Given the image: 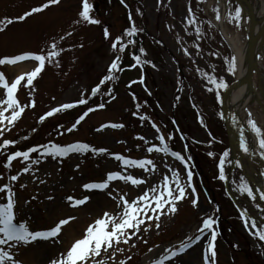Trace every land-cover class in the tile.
Here are the masks:
<instances>
[{
	"label": "rangeland",
	"instance_id": "1",
	"mask_svg": "<svg viewBox=\"0 0 264 264\" xmlns=\"http://www.w3.org/2000/svg\"><path fill=\"white\" fill-rule=\"evenodd\" d=\"M45 2L46 0H0V21H3L6 17L15 19L32 7L40 6ZM214 2L216 1L171 0L169 4L168 0H163L162 3L160 0H125L128 5V8H125L120 0H89L94 8L91 15L101 20V25L88 26L82 24L73 27V21L78 18V12L81 9V0H62L59 6H53L44 13L29 17L23 22L8 25L4 32H0V47L4 46L0 48V58L25 51H39L51 41L52 37L59 39L61 35L66 36L68 31L74 32L72 37H67L61 44L64 48L72 49L65 51L60 57L61 67L47 66L45 72L38 79L39 82H35L37 107L26 110L15 128L11 132L5 133L4 139L19 141L16 148L9 152L27 150L30 146L45 144L50 141L56 143L60 141L61 144L87 141L95 144L96 148L108 149L110 153L122 152L124 148L133 149L139 144L142 145L140 148L142 154L139 158H144L148 154L145 151L143 142L135 139V137L143 135L152 143H157L158 140L154 139V131L150 123L144 122L141 126L140 121L134 122L135 119L125 113L129 112L131 114L135 111V102L130 95V93H135L140 103L148 102V106L141 111L148 114L158 125H163H161V130L166 137L175 136L172 141L188 161V153L191 149L199 159L201 158L203 170L207 173L210 189L215 192L217 202L214 201L213 197L206 199L201 191L202 189L195 182L198 189V206H192V199L196 195H190L188 199L179 204V212L174 217L171 219L164 218L163 226L159 231L153 230L151 233L143 234L145 239L148 240V244L137 242L138 246L132 249L130 253H125L123 256L118 255L117 258L120 260L125 259L127 255L133 256L130 264H152V261L162 253L165 247L179 243L185 236L194 235L197 226L202 223L201 218L203 216L212 215L218 219L219 214H221L220 211H216L217 203L219 204L221 198V191H218L217 187L221 189L224 182L219 179V165L203 153L206 152L205 148L199 149L196 147L197 144L206 147V145L216 141L222 142L225 147L228 145L226 133L222 129L218 117L220 99H217L215 90L212 93L207 91V87L211 85H207L206 78L203 77V73L208 72L228 84L236 76V70L234 74L228 71V60L224 57L226 45L221 48L222 39L212 32L208 26V22L216 21V12L213 11L216 7L211 11L209 10V6ZM189 5L198 17V26L201 27L203 32V36L199 40L195 36L193 28L188 27L187 32L185 31L187 26L184 21L188 15ZM237 8L236 4H230L233 13ZM129 11L134 14L137 27L143 30L139 34L142 43L136 41L135 47L130 46L129 48L136 51L141 44L139 50L143 49L146 52V55L143 56L145 60L155 63L157 66L156 69H153L150 65L145 66V85L151 91V95L145 91L144 85L138 83L133 85L131 89L125 88L129 81L138 77L140 79L141 73L135 71L127 77L124 75L119 76L118 80L122 83L119 99L112 106H109L106 111L92 114L81 126L78 133L68 136L67 134L70 133L66 130L71 127L75 117L88 106L77 108L79 111L73 115L69 114L63 118L48 119L39 130L41 124L38 123V118L52 107L64 102L76 101L82 90H89L90 95V89L106 73L109 63L114 58L109 41H106L103 37V29L108 27L113 38L120 35L124 29L129 27V21L126 20ZM139 12H142L143 15L141 16ZM242 20L243 15L239 26L235 22L230 23L228 20L227 28L231 32H229L230 34L237 35L240 31L245 32L241 25ZM144 29L149 35L155 36L157 40L162 42L159 43L148 38ZM188 33L192 34L189 35ZM178 41H182V43ZM81 43L84 45L83 49L79 47ZM197 43L200 46V55H197V48L195 47ZM212 45L213 47H211ZM182 48L188 49L191 58L184 54ZM123 56L124 58L128 57V54H123ZM181 63L185 65L184 68L187 69L185 76L189 75L190 80L189 84L183 86V100L176 114L181 127V130L179 129L180 133H178L174 120H170V118L174 103H176V97L181 96L177 92V88L182 86V78L178 67V64ZM2 67L8 78L13 79V72L10 71L11 69L8 70L11 66ZM115 89H118V86H115ZM222 91L223 89L220 90L219 95ZM29 102L30 93L23 92L21 103ZM261 114L260 112V116ZM200 116L203 117L206 127L200 124ZM256 117L261 122L258 114ZM132 118L134 121L131 125ZM53 123L55 125L65 123L64 128L61 130L64 135L58 136L55 131L51 130ZM105 123H124L127 127L125 130L109 128L97 132L96 129ZM92 128H95L96 132H93ZM34 129H38L41 134L30 143H23L25 141L23 137L29 132H38L33 131ZM22 131H28V133L19 135ZM183 135L193 142H185ZM120 141H126V143L122 144ZM119 145H121L120 148ZM186 145L187 147H185ZM216 149L218 147H212L213 151H216ZM219 152H222V150L219 149ZM148 158L155 160L158 173L167 172L164 167L167 163L178 168L181 176L185 177L183 169L170 158L156 153L151 154ZM5 162L6 157L0 154V175L5 177L0 180V185L8 183V177L18 174L24 167L20 161H15L11 172H9L4 168ZM37 167L38 170L35 176L32 174L21 175L20 180L14 184V191L18 200V220L30 218L29 223L33 229H47L53 226L54 221L68 215H75L78 220L84 217L92 218L111 206L100 202L96 207L91 208L95 197L104 198L107 201L108 199L103 193L86 194L82 188L84 183L101 180L108 171L119 170V162L111 159L108 155L94 156L90 154L84 156L72 154L67 161L62 163H58L57 160L49 157L47 161ZM132 171L144 176L147 175L142 173V170ZM225 176L230 178L232 185L235 183L234 193L238 196L239 203L237 204L241 208L240 211L242 209L246 211L250 220L257 221L261 218L264 221V203L255 202L252 198V203L255 202L254 206H247L248 196L246 193L239 191L240 182L237 181V177L231 176L230 172L228 174L225 172ZM154 178H158V174ZM40 181H44V183ZM21 185L27 186L22 188ZM0 196H3V194H0ZM33 196L37 198L32 199ZM49 196L54 199L49 200ZM68 196H75L76 198L91 196V200L80 208L72 209L66 203ZM207 200L211 201L212 205L208 204L209 201ZM25 201H31V203L25 204ZM0 202L5 201L0 200ZM207 205H209V208ZM222 207L223 213L226 210L223 203ZM79 211L82 212L77 214ZM227 216L230 217L224 212V215L220 218L221 221L218 220L219 223L216 229L224 235V240H220L219 246L217 245V264H264V257L260 254L263 247L258 244L259 240L255 242L256 238L250 234L245 225L240 224L239 220L237 222L234 220L228 221L226 220ZM258 223L261 225L260 222ZM230 230H234V232ZM207 239L205 237L200 244H196L185 254L177 257L175 264H202V245L206 244ZM44 244L51 245L47 242L37 241L27 248H21L17 259L23 260L24 257L30 255L35 247L40 249ZM156 245H160V248H156ZM122 247L127 246L122 245ZM149 248H153L155 251L149 252ZM32 257L36 259V264H48V258H45V255L44 261L37 258L38 256ZM248 257H251L253 261H248Z\"/></svg>",
	"mask_w": 264,
	"mask_h": 264
},
{
	"label": "snow or ice",
	"instance_id": "2",
	"mask_svg": "<svg viewBox=\"0 0 264 264\" xmlns=\"http://www.w3.org/2000/svg\"><path fill=\"white\" fill-rule=\"evenodd\" d=\"M120 2L125 8H128L125 0H120ZM160 2L162 3L163 0H160ZM168 2L170 4L171 0H168ZM200 2H204V0H200ZM61 3L62 0H46L45 3L32 7L29 11H26L15 19L6 17L3 21H0V32H4L8 25L23 22L29 17L44 13L51 7L59 6ZM93 10V5L89 3V0H81V9L78 12V18L73 21V27L82 24L88 26L101 25V20L91 15ZM213 11L216 12V21L219 22L222 19L219 7H216ZM139 14L143 15L142 12H139ZM227 19L230 23L235 22L239 26V22L242 19L241 10L237 8L233 13L229 9ZM128 21L129 27L114 38L111 36L109 28L104 27L103 37L106 41H109L110 50L114 54V58L109 63L106 73L90 89V95L89 90H82L76 101L64 102L52 107L38 118L39 124H44L45 121L51 117H55L57 114L82 106H88L71 127L67 128L66 131L72 133L77 130L78 126L91 113L105 109L108 104L117 99L114 88L104 89L110 83L115 84L119 79V74H122L124 71L134 70L137 67L143 70L147 65H150L153 69L157 68L155 63L142 58L143 55H146L143 49L140 50L142 55H133L131 57L134 61L133 64L127 68L122 66L124 62L123 54L128 50L130 45L135 47L136 41L134 38L143 31L137 27L131 11L128 14ZM184 23L187 26L185 28L186 32L187 28L191 27L194 29L198 40L203 36L202 29L198 26V17L191 5L188 6V15ZM188 34L191 35L192 33ZM73 35V31H68L66 36L61 35L59 39L52 37L51 41L39 51H25L13 56L0 58V66H16L24 62H32L33 65L30 71L16 76L12 81H9L5 73L0 71V154L6 157L4 168L9 172L12 170L14 161L20 160L24 165L18 174L8 177V183L0 185V194H3V196H0V200L5 201L0 202V264H24L23 260L17 259V256L20 255V249L27 248L37 241L60 246L57 254L50 258L48 264H130L133 256L127 255L125 259L120 260L117 258L118 255L123 256L125 253H130L132 249L138 246L137 242L148 244V240L145 239L143 234L151 233L153 230L159 231L163 226L164 218L171 219L174 217L179 212V204L188 199L190 195L196 193V187L193 183L194 174L188 160L180 152L170 147L169 141L174 140L175 136L166 137L161 130L162 126L152 120L148 114L141 111L148 106V102L140 103L135 93H130L135 102V111L132 112V116L141 122V126H143L144 122L150 123L152 129H154V139L158 140V144L152 143V141L143 135L136 136L135 139L143 142L148 156L156 153L178 161L186 170V178L181 176L178 168L167 163L164 165L167 172L158 173V166L155 160L148 158V156L139 159L131 158L119 153H110L106 148H96L88 143L79 141L67 145L50 141L45 144L30 146L27 150L6 151L15 148L19 141L4 139L5 133L11 132L15 128L26 110L37 107L35 81L41 77L47 66L61 67L60 57L65 51L72 50L71 48L62 47L61 44L67 37H72ZM178 42L182 43V41ZM79 47L83 49L84 45L81 43ZM195 47L197 48V55H200L199 43ZM182 51L186 56L191 58V53L187 48H182ZM235 70L236 58L232 57L229 62L228 71L234 74ZM203 77L206 78L207 85H211L207 87V91L212 93L215 90L217 99L219 100L220 90H227L228 84L208 72H204ZM137 83L144 85L145 91L151 95V91L145 85L143 71L140 79L131 80L127 87L131 88ZM22 85L30 93L29 103H21L18 98ZM177 91L182 92L183 87H178ZM104 96L109 97L107 102L103 101ZM97 97L101 99V102L92 106L90 101ZM176 99L179 100L180 97L177 96ZM252 115L249 111L248 125L258 140L259 149L264 154V129L258 125V122L252 118ZM199 122L202 126L206 127L202 116H200ZM125 127L124 123H105L97 128L96 131L102 132L104 129H123ZM63 128L64 126L60 125L57 129L61 136L64 135V132L60 130ZM33 131H38V129H34ZM23 139L28 140L29 137L25 136ZM120 143L123 144L126 141H120ZM240 146L245 153L249 152V145L243 135H241ZM141 147L142 145H137L138 150ZM88 153L94 156L108 155L111 159L119 162V170L108 171L101 180L82 185L85 192L103 193L108 199L110 207L104 209L99 215L92 217L79 230L78 234L71 235L66 245L65 237L69 235L66 228L73 221L78 220L77 216L68 215L65 218H60L58 221L53 222V226L42 230L33 229L29 223L30 218L18 220V200L14 191V184L20 180L21 175L32 174L35 176L38 170L37 166L47 161L49 157L57 160L58 163H62L64 159L72 154L87 155ZM33 154H37L35 158H33ZM209 155L213 154L209 153ZM224 156L227 157L228 153H224ZM224 165L225 160L221 159L219 162V179L221 180L227 179ZM132 170H142V173H146L147 175L137 174ZM157 174L158 178H154ZM4 178L3 175H0V180ZM40 182L44 183V181ZM26 186L21 185L22 188ZM238 189L255 199L247 181H243L238 186ZM36 198V196L32 197V199ZM262 198H264V194H262ZM48 199L54 198L49 196ZM90 200L91 196H84L83 198L68 196L66 203L69 208L76 209L88 204ZM29 203L31 201H25V204ZM198 203L199 198L195 196L192 199V206L197 207ZM216 211H219V209L217 208ZM241 218L244 221L245 227L249 229L250 234L264 242V226L259 225L256 220H250L247 217L246 211L241 212ZM201 220L202 223L197 226L194 235L185 236L179 243L165 247L162 253L152 261V264H175L177 257L186 253L196 244H200L205 237L208 239L206 244L202 245V264H217L216 241L219 233L216 229L219 221L212 215H205ZM122 245L127 247H122ZM156 248H160V245H156ZM148 251L154 252L155 249L149 248Z\"/></svg>",
	"mask_w": 264,
	"mask_h": 264
},
{
	"label": "bare ground",
	"instance_id": "3",
	"mask_svg": "<svg viewBox=\"0 0 264 264\" xmlns=\"http://www.w3.org/2000/svg\"><path fill=\"white\" fill-rule=\"evenodd\" d=\"M237 1L241 4L242 8L244 9L245 16L247 17L246 21L242 25L243 28H245V32L240 31L237 35H233L230 34V31H228L227 13L229 0H219L222 19L217 23V26L220 32L223 33L226 37V40L228 41L234 52V56L238 62V69L240 73L244 70H248L249 72H246L247 74L244 76V78L249 81L251 77V81L254 85V90L249 92L246 88L247 85L243 88L240 87L238 89V93L230 103V96L235 92V90L228 95L229 107L226 109L228 115H230L238 125L246 128V117L249 110L253 114V118L255 120L257 119L256 115L258 114L261 118V123L264 124V115L261 114L260 116V111L264 113V34L259 36V31L264 24V0ZM211 7L212 6H210V8ZM248 31L249 34L251 33V39L253 36V39L251 41L249 40ZM3 47L4 46H1L0 48ZM253 51L258 52L261 57L255 58V67L253 64ZM32 66V63H29L27 65L14 67L13 72L15 73V76H18L26 71H30ZM251 72H253L252 74H255V76L251 75ZM258 106H262V108L260 107L262 110H260ZM262 124H260V126L264 127V125ZM229 126L231 129L235 153L241 158V161L245 168V173L251 179L256 180L257 183L264 181V166L261 150L254 142L246 139L250 149L247 153L249 155V158L246 157L244 155L243 149L240 146L241 136H239V132L234 126H232V124H230ZM252 135L253 137H255L254 133ZM258 166L262 169V172H258ZM100 202H103V204L105 205H109V202L106 199L95 197L91 208L96 207ZM80 212L82 211H79L77 214H79ZM90 219L91 217L81 218L79 220H76L66 228V231L69 235L65 237V245L67 244L70 236L73 234H78L79 230L82 229L90 221ZM59 249V245L54 246L47 244H44L40 249H37L35 247V249L31 251L30 255L24 257L23 262L25 264H36V259H34L32 256H38L37 258H41L44 261V255L45 258H48L47 261H49L50 258L54 257L57 254V251Z\"/></svg>",
	"mask_w": 264,
	"mask_h": 264
},
{
	"label": "water",
	"instance_id": "4",
	"mask_svg": "<svg viewBox=\"0 0 264 264\" xmlns=\"http://www.w3.org/2000/svg\"><path fill=\"white\" fill-rule=\"evenodd\" d=\"M262 35L264 34V25L262 27V31H261ZM258 57V52L253 51V64L255 67V58Z\"/></svg>",
	"mask_w": 264,
	"mask_h": 264
}]
</instances>
